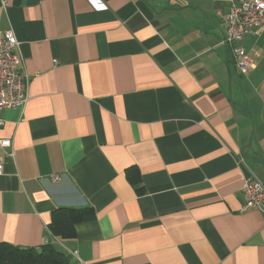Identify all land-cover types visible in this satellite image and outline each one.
I'll return each mask as SVG.
<instances>
[{
	"label": "crops",
	"instance_id": "0c3cea01",
	"mask_svg": "<svg viewBox=\"0 0 264 264\" xmlns=\"http://www.w3.org/2000/svg\"><path fill=\"white\" fill-rule=\"evenodd\" d=\"M232 0H0L24 108L0 111V242L67 264H264V27L223 43ZM90 208L54 236V210Z\"/></svg>",
	"mask_w": 264,
	"mask_h": 264
},
{
	"label": "built area",
	"instance_id": "2783aa9c",
	"mask_svg": "<svg viewBox=\"0 0 264 264\" xmlns=\"http://www.w3.org/2000/svg\"><path fill=\"white\" fill-rule=\"evenodd\" d=\"M226 27L223 43L230 48L236 69L245 74L250 60L240 45L248 35H257L264 27V0H232L226 13L218 11ZM29 77L24 68V59L18 51V40L11 30L0 33V111L5 108L22 109L28 97ZM0 117V126L2 125ZM1 147H11V140L0 138ZM4 172L0 161V175ZM245 203L241 211L256 208L264 214V182L246 179L242 186Z\"/></svg>",
	"mask_w": 264,
	"mask_h": 264
},
{
	"label": "trees",
	"instance_id": "16d2710c",
	"mask_svg": "<svg viewBox=\"0 0 264 264\" xmlns=\"http://www.w3.org/2000/svg\"><path fill=\"white\" fill-rule=\"evenodd\" d=\"M90 212V208L54 210L49 223L50 231L58 237L72 235L74 224ZM0 264H67V260L64 252L54 244H44L39 248H21L0 242Z\"/></svg>",
	"mask_w": 264,
	"mask_h": 264
}]
</instances>
